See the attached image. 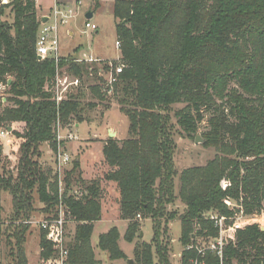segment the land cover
<instances>
[{"label":"trees","instance_id":"obj_1","mask_svg":"<svg viewBox=\"0 0 264 264\" xmlns=\"http://www.w3.org/2000/svg\"><path fill=\"white\" fill-rule=\"evenodd\" d=\"M7 8L13 12L12 23L1 19ZM113 15L126 67L112 97L129 128L124 140L106 141L103 156L110 170L104 178L117 186L119 218L128 222L124 239L134 243L136 264H170V240L165 236L174 219L181 222V264H190L198 257L197 239L207 244L219 235L208 213L233 219L264 212V0H116ZM41 22L35 0L0 6V84L12 96L11 107L0 111V127L10 126L23 141L18 178L0 175V193L12 195L14 210L23 220L34 210V193L44 206L45 219L58 216L62 201L76 223L66 244L67 264H102L92 246L95 223L102 219L100 183L85 182L76 160L65 173V191L60 194L58 175L45 172L33 159L44 143L56 150L58 123L93 122L85 113L97 104L83 103L84 82L92 83L93 98L107 101L104 75L110 67L41 59L37 54ZM57 65L67 66L70 77L81 82L59 103L53 93ZM177 104L185 105L175 117L188 136H195L207 119L201 136L205 147L216 150L207 164L179 174L178 192L170 116ZM76 190L84 191L82 196ZM177 199L185 207L179 215L167 210ZM138 218L152 220L150 243L141 241ZM26 228L16 237L10 264H28ZM120 238L118 228L112 227L99 237L97 248L111 261L128 260ZM58 253V246L40 229L42 264H55ZM202 261L264 264V230L258 223L247 225L226 245L222 259L207 253Z\"/></svg>","mask_w":264,"mask_h":264},{"label":"rangeland","instance_id":"obj_2","mask_svg":"<svg viewBox=\"0 0 264 264\" xmlns=\"http://www.w3.org/2000/svg\"><path fill=\"white\" fill-rule=\"evenodd\" d=\"M0 2V6L11 3ZM36 1V0H35ZM101 2V6L96 8V0H57V5L61 9L72 10L73 17H71L68 23L59 27V56L61 59H75L86 62V58L93 57H106V59L97 60L95 66L104 68L105 64L109 65L113 63L118 65L121 60V51L116 46L117 34L115 28V18L113 15L114 3L116 0H104ZM47 4L53 6L54 0H38L36 6ZM100 5V4H99ZM95 9L96 12L92 19H87L86 14ZM54 10L42 11L38 10V17L42 19L41 29L43 26H49L53 23ZM48 15V21L44 22V18ZM3 21L9 23L13 22L14 15L11 8L4 10V14L1 18ZM96 25L97 30L87 28L86 24ZM73 32V35L70 34ZM40 34V33H39ZM121 46V44H120ZM64 55V56H63ZM92 63V62H89ZM68 67H59L58 71L61 75L70 76ZM72 78V77H71ZM105 78V77H104ZM92 80V76H90ZM108 81V77L105 78ZM92 83L89 81L84 82V97L83 103H96L97 106L90 111H86L85 115L88 116L92 123H84L79 128L73 123L68 126H63L58 123L56 126L57 134V148L54 151L48 143L40 145L38 148L39 156L34 157V162L37 161L39 166L46 172L51 170L52 176L58 175L60 194L65 191L64 176L67 171H70L73 167V163L76 160L80 161V171L85 182L92 183L94 181L99 182L102 192V219L95 223L94 232L92 235V244L96 247L99 237L105 232L109 231L112 227H117L120 232L119 245L124 253L128 256V259H132L134 264V243H127L124 239V235L127 229L128 222L119 218V205L117 204L119 198V192L116 184L106 181L104 174L110 170L106 165L103 152L101 151L102 142L106 143L110 134H114L113 139L124 140L128 136L129 121L126 116L121 114L119 105L116 98L109 96L107 101L100 102L93 98V94L89 90V85ZM73 88V87H71ZM70 88V89H71ZM8 87L0 84V111L5 107H11L12 102L11 95L8 93ZM57 86L55 84L56 93ZM64 92L63 97L67 99L68 94L72 93V90ZM109 107L106 109V107ZM185 105L177 104L173 105L172 111H170L171 122L173 125V138L175 142V155L174 165L177 172L175 177V190L178 192V177L179 174L188 168L194 166H203L207 164L209 160L214 159L216 156V150L214 148H207L204 143H196L197 136H201L207 129V119H205L198 126V133L195 136H188L181 126L177 123L175 113L177 110L183 108ZM111 126V128L109 127ZM10 127V126H8ZM7 127V128H8ZM17 127V126H16ZM2 127H0V132ZM108 132L109 136H108ZM97 135H99L97 137ZM100 136H103L105 140H100ZM202 137V136H201ZM61 139V140H60ZM204 140V139H203ZM23 143L22 139L18 138L12 132L6 136L0 135V175L5 177L12 176L14 179L18 178L20 173V147ZM101 144V145H100ZM68 153L71 157L72 163H69L63 167L58 166L57 155L59 152ZM82 165V166H81ZM53 180V179H52ZM79 190H76V193ZM84 191H81L82 196ZM234 205V203H232ZM34 210L30 217L22 219L21 215L17 216L14 210L13 197L8 191H2L0 193V261L3 264H10L14 262L16 251V237L21 231L22 227H27L24 232V253L27 258L28 264H42L40 256V224L46 217L43 212L44 206L38 200V196L34 193ZM169 213L182 214L185 210L184 205L180 200H176L174 204L167 206ZM207 217L213 220L214 218H222L216 213H208ZM178 218V217H177ZM225 223L223 226V232L219 230V236L226 239V245L235 238L236 232L245 228L247 225L258 223L264 228V212L261 215H255L250 218H243L238 215L236 218L229 219L225 217ZM141 223V233L143 236L141 241L150 243L153 239V224L151 219L138 218ZM215 222V220H213ZM31 222V223H30ZM235 224H239L241 229L236 230ZM216 225V224H215ZM168 234L165 236V241L170 240L168 244L169 260L170 264H181V254L184 250L182 244L179 241L181 235V222L179 219H174L168 224ZM76 223L70 221L67 223V240L72 238L75 232ZM205 239L198 238L197 243L199 245H205ZM228 242V243H227ZM96 257L102 264H128L127 260H118L117 262L111 261L109 256L105 252H101L98 248L95 249Z\"/></svg>","mask_w":264,"mask_h":264},{"label":"built area","instance_id":"obj_3","mask_svg":"<svg viewBox=\"0 0 264 264\" xmlns=\"http://www.w3.org/2000/svg\"><path fill=\"white\" fill-rule=\"evenodd\" d=\"M9 0H2V2H8ZM38 1V0H36ZM53 23L49 26H43L40 31L38 42H37V54L41 59H45L47 57H53L57 64L61 62V58L59 56V27L64 26L68 23L69 19L73 17L72 10L61 9L57 4L53 9ZM87 28H91L93 30H97L96 25H91L90 23L86 24ZM117 48H120V42L116 43ZM82 62V60H77ZM86 62H97V60L92 57L86 58ZM58 67V65H57ZM110 71L108 74H103L108 77V81L105 88V93L108 96H112L114 94L115 84L117 83L119 76L122 74L126 65L119 61L118 65H114L109 62ZM59 68V67H58ZM101 75V76H103ZM81 84L80 80L77 78H71L68 75H61L57 69V77H56V93L55 99L59 103L64 100L63 94L64 92L71 87H79ZM9 132L6 128L1 129L0 135L6 136ZM61 140V139H60ZM58 166L63 167L71 162V157L68 153L59 152L57 155ZM77 195L81 194V191L76 192ZM216 226L223 232V226L225 223V217L222 218H214ZM73 221L67 207L60 201L58 207V216L52 219H44L39 225L40 229H43L47 233V239L50 242H53L58 246L59 253L55 258V264H67L68 260V250H67V223ZM31 223V222H30ZM236 230L241 229L239 224H235ZM235 238H233L234 240ZM226 239L224 237L219 236L210 240L209 243L205 245H201L197 248L198 257L192 259L190 264H202L207 253L218 256L222 259L223 251L226 247ZM228 243V242H227ZM190 249V248H189Z\"/></svg>","mask_w":264,"mask_h":264},{"label":"crops","instance_id":"obj_4","mask_svg":"<svg viewBox=\"0 0 264 264\" xmlns=\"http://www.w3.org/2000/svg\"><path fill=\"white\" fill-rule=\"evenodd\" d=\"M61 1H63V2H65V0H61ZM98 2H99V6H101V2H105L104 0H98ZM56 4H58L57 3V0H54V4H53V6H48L47 4H43V5H38V2H37V10H42V11H48V10H53L54 9V7H55V5ZM65 4H66V2H65ZM89 12H92L93 13V16H94V13L96 12V10L95 9H91ZM88 12V13H89ZM44 17L45 16H47V17H45V21L44 22H46V21H48V18L49 19H51L48 15H43ZM98 29V28H97ZM70 34L71 35H73V32H70ZM64 56V55H63ZM89 57H92L93 59L94 58H96L97 60H99V59H106V57H102V56H100V57H93V56H89ZM89 57H87V58H89ZM64 59H65V57H64ZM78 60H80V59H78ZM66 75H67V73H66ZM9 80H11L12 81V77L11 78H9ZM94 122V121H93ZM84 123H87V122H84ZM84 123H81V124H77L75 127L76 128H79L82 124H84ZM90 124V123H89ZM110 128H111V126H109ZM109 133L110 132H108V136H109ZM99 135H97V137H98ZM100 138V140H105V138L103 137V136H100L99 137ZM102 144V147H101V151L103 152V148H104V145H105V143L103 144V142L101 143ZM100 144V145H101ZM82 166V165H81ZM101 221V220H100ZM106 233V232H105ZM92 246H93V248H94V250L97 248V245H96V247L92 244ZM96 254V253H95ZM115 262H117V261H115ZM104 264H105V262H104Z\"/></svg>","mask_w":264,"mask_h":264},{"label":"water","instance_id":"obj_5","mask_svg":"<svg viewBox=\"0 0 264 264\" xmlns=\"http://www.w3.org/2000/svg\"><path fill=\"white\" fill-rule=\"evenodd\" d=\"M86 16H87V19H92L93 18V13L92 12H89V13L86 14ZM45 20L46 19L44 18V21ZM10 83H11V80H9V84ZM7 130H8L9 133L12 132V128L11 127H8ZM110 137L113 138L114 137V134H110ZM198 142H201V143L204 142V140H203V138L201 136H197L196 143H198ZM262 229L264 230V228H262ZM141 236H143V233H141ZM127 262H128V264H134V262H133L132 259H128Z\"/></svg>","mask_w":264,"mask_h":264}]
</instances>
